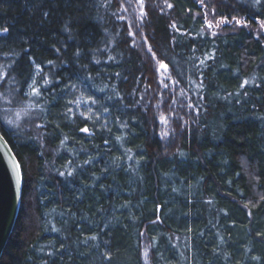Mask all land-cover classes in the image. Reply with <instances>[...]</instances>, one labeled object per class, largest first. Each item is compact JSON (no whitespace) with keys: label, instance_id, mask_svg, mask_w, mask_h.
Returning <instances> with one entry per match:
<instances>
[{"label":"trees","instance_id":"trees-1","mask_svg":"<svg viewBox=\"0 0 264 264\" xmlns=\"http://www.w3.org/2000/svg\"><path fill=\"white\" fill-rule=\"evenodd\" d=\"M204 5L0 0V132L23 182L0 264H264V0ZM78 95L99 120L69 111Z\"/></svg>","mask_w":264,"mask_h":264},{"label":"water","instance_id":"water-1","mask_svg":"<svg viewBox=\"0 0 264 264\" xmlns=\"http://www.w3.org/2000/svg\"><path fill=\"white\" fill-rule=\"evenodd\" d=\"M22 189L18 159L0 132V257L19 215Z\"/></svg>","mask_w":264,"mask_h":264},{"label":"rangeland","instance_id":"rangeland-1","mask_svg":"<svg viewBox=\"0 0 264 264\" xmlns=\"http://www.w3.org/2000/svg\"><path fill=\"white\" fill-rule=\"evenodd\" d=\"M129 9V8H128ZM131 12V16L134 21L137 20V15L139 13V6L134 4L133 10H129V13ZM261 24H259L260 29L264 32V29L261 28ZM154 66L155 69H157L159 67V63H155L154 60ZM156 75H157V81H158V86L160 87L161 90L163 89H168L173 91V84H172V80L170 78L168 69H161L159 72L156 71ZM167 85V87H165L164 85ZM84 101H88L87 99H84L81 95H78L77 97H75L74 101L71 103V110H75L78 111L81 114L85 113V116H87L89 118V120L92 122L94 119L95 120H99V118L96 116V114L98 113L97 110L95 109V104L88 102V103H84ZM174 104V103H173ZM159 108H161V112L163 109V115L164 117H173L174 114V110H176V106H169L167 104H165V100H161L159 102ZM15 113L16 112H12V117L13 120H15ZM10 114V115H11ZM162 114V113H161ZM18 121V120H17ZM16 121V123H18ZM168 119L165 122H161V120H159V122L161 123V127H162V133L164 134L165 132H167L170 128L169 124H168ZM167 127V128H166ZM168 134V133H167ZM146 258V252L144 251V259Z\"/></svg>","mask_w":264,"mask_h":264},{"label":"snow or ice","instance_id":"snow-or-ice-1","mask_svg":"<svg viewBox=\"0 0 264 264\" xmlns=\"http://www.w3.org/2000/svg\"><path fill=\"white\" fill-rule=\"evenodd\" d=\"M137 2L141 5V15L142 16L145 15L146 13H144V11H143V0H137ZM198 2L201 3L202 6H205L206 7V5H204V0H198ZM255 3H257V4L260 3V0H255ZM167 7L168 8H172L173 5L167 4ZM120 19H123V17H120ZM233 20L235 21V24L236 25H240L242 23L239 19H236L235 17L233 18ZM229 22L230 21H228L227 18H221L220 21H218L215 25H213V23L211 21L207 20V17H205V25L204 26L206 28H208L209 30H211L213 27H219L220 24H222V23H229ZM171 27L175 29L176 28V25L175 24H172ZM261 28L264 29V24H261ZM7 31H8L7 28L3 29V32H7ZM212 34L213 35H216L215 32H213ZM128 35L129 36H132L133 35V33H132L131 30H129ZM148 51L151 52L152 49L149 47ZM210 58L211 57H209V59ZM109 59H111V57H109ZM152 59H155V55L154 54L152 56ZM49 63H51V61H49ZM201 63H203V61H201ZM36 68H37V70H39V65H36ZM167 68H168V65L165 64L161 60V61H159V67L156 69V71L159 72L161 69H165L166 70ZM6 76H7V73L0 72V80L5 79ZM26 83H27V81H26ZM44 83L47 84L48 83V80L47 79H44ZM246 83H247V81H244L240 85V87H243L244 84H246ZM37 84H38V81L35 80V79H32L31 80V83H28L27 84L29 91L26 92V93H24V95L25 96H28V97L39 96L40 95V89L37 87ZM164 86L167 87L166 84ZM4 102L6 104H11L12 103L11 100H5ZM88 102L95 103V101L94 100H91V98H89L88 101H84V103H88ZM189 106H191V105H189ZM21 111H23V109ZM69 111H71V109H69ZM105 111H107V109H105ZM20 117H21V112H16L15 113V120L9 119L7 121V123L9 125L15 124L16 121L20 119ZM160 120H161V122H165L166 123V118L164 116H161L160 117ZM37 127H40V125H37ZM80 131L87 133L89 131V129L87 127H85V128L80 129ZM165 135H166V133H165ZM117 139H120V137H117ZM61 144H63V141H61ZM60 175H64V173L61 172ZM69 175H71V172H69ZM261 199H264V197H261Z\"/></svg>","mask_w":264,"mask_h":264}]
</instances>
